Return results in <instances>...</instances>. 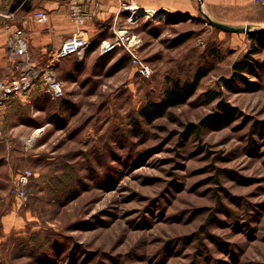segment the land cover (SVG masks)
Segmentation results:
<instances>
[{
    "label": "rangeland",
    "instance_id": "1",
    "mask_svg": "<svg viewBox=\"0 0 264 264\" xmlns=\"http://www.w3.org/2000/svg\"><path fill=\"white\" fill-rule=\"evenodd\" d=\"M142 13L128 30L149 77L122 48L105 57L84 51L55 61L62 96L37 91L8 105L0 264H264V47L251 44L258 33ZM231 16L217 22L261 27L264 5ZM185 31L190 38L170 46ZM243 58L249 66L236 75ZM197 71L204 76L185 103L143 118L142 107ZM25 169L32 175L22 202L12 187Z\"/></svg>",
    "mask_w": 264,
    "mask_h": 264
},
{
    "label": "crops",
    "instance_id": "2",
    "mask_svg": "<svg viewBox=\"0 0 264 264\" xmlns=\"http://www.w3.org/2000/svg\"><path fill=\"white\" fill-rule=\"evenodd\" d=\"M76 1L82 8L89 11V19L83 24H78L70 17L71 4ZM19 2L18 17L10 19L3 16L9 11L10 6ZM136 7L152 11L164 12V15L186 18L203 17L206 20L230 21L234 12L247 13L259 3L255 0H135ZM45 10L48 13L46 22L29 19L31 11ZM158 14V13H157ZM28 17L24 28L29 40L28 59L41 66L50 54L68 38L74 31L84 27L96 47L89 53H99L98 46L102 40L113 36L114 26L117 24L129 27L127 15L118 12L117 0H0V78L13 76L17 73L15 63L10 60L7 52V42L15 26L20 25V20ZM241 20H254L250 16H242ZM9 27V29H7ZM55 72L58 71L55 66Z\"/></svg>",
    "mask_w": 264,
    "mask_h": 264
},
{
    "label": "built area",
    "instance_id": "3",
    "mask_svg": "<svg viewBox=\"0 0 264 264\" xmlns=\"http://www.w3.org/2000/svg\"><path fill=\"white\" fill-rule=\"evenodd\" d=\"M91 1V0H90ZM264 3V0H255ZM134 0H117L118 12L127 14V21L132 22L133 18L141 12H137ZM137 6V5H136ZM146 17L154 16L156 13L143 12ZM69 15L76 20L78 24H83L88 20L89 11L82 8V5L74 1L70 6ZM6 18L16 19L18 17V7L9 10L3 14ZM32 18L38 22H46L48 13L45 10L31 11L29 19ZM28 17L20 20V25L13 28L10 38L7 42V52L11 61L15 63L16 74L0 78V142L5 139L2 127L3 116L9 104L14 100L30 99L37 91L46 93L50 98L56 99L62 96V81L55 72V61L66 58L71 55H82L91 44V39L84 27L78 28L68 38L63 40L60 45L49 55L50 60L44 62L41 66L32 64L28 59V37L24 25L27 24ZM113 36L110 39L102 40L99 43L98 50L101 55L113 52L122 48L130 56V60L137 73L142 77H149L151 68L141 60L137 55L138 38L131 34L128 27L117 24L114 26ZM9 29V27L7 28ZM32 175L31 170L25 169L17 173L12 194L20 201L27 200V187L29 178Z\"/></svg>",
    "mask_w": 264,
    "mask_h": 264
},
{
    "label": "trees",
    "instance_id": "4",
    "mask_svg": "<svg viewBox=\"0 0 264 264\" xmlns=\"http://www.w3.org/2000/svg\"><path fill=\"white\" fill-rule=\"evenodd\" d=\"M258 3L260 5H264V3L261 2ZM191 34H192L191 31L178 33L176 36H174L171 39L170 46L175 47L182 44L184 41L190 38ZM251 44L252 46L255 47V49L264 47V33L256 34L254 38H252ZM95 47L96 44L91 43L85 51L87 52V54H89ZM251 51H255V50L251 48ZM106 55L107 54H103L100 57H105ZM248 66H249V61L244 58L238 62H235L234 63L235 74L238 75L240 72H243ZM203 76H204L203 72L197 71L194 74L193 78L189 81H185L183 83H179L177 81L172 82L171 88L165 91L164 97L158 102L155 103L150 102L144 107H142L140 110V114L147 121H151L156 117L164 115L168 108L185 103L192 95H194L198 87L199 81ZM228 82H230V80H225L226 84ZM211 97H216V95H213ZM206 120L207 118L203 119L201 123H204ZM260 123L264 125V120L260 121ZM194 127H196V125L193 123L187 124L188 130Z\"/></svg>",
    "mask_w": 264,
    "mask_h": 264
},
{
    "label": "water",
    "instance_id": "5",
    "mask_svg": "<svg viewBox=\"0 0 264 264\" xmlns=\"http://www.w3.org/2000/svg\"><path fill=\"white\" fill-rule=\"evenodd\" d=\"M19 7V2H15L10 6V11ZM208 22L217 28H220L229 32H255V33H264V26L253 28L250 24H245L244 26H232L226 23L217 22L211 19H208Z\"/></svg>",
    "mask_w": 264,
    "mask_h": 264
},
{
    "label": "bare ground",
    "instance_id": "6",
    "mask_svg": "<svg viewBox=\"0 0 264 264\" xmlns=\"http://www.w3.org/2000/svg\"><path fill=\"white\" fill-rule=\"evenodd\" d=\"M135 4V3H134ZM135 8H137L138 9V11L137 12H147V13H149L148 11H146V10H143V9H140V8H138V7H136V5H135ZM156 13V12H155ZM157 14V13H156ZM155 16V15H154ZM215 21V20H214Z\"/></svg>",
    "mask_w": 264,
    "mask_h": 264
}]
</instances>
